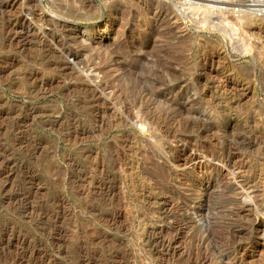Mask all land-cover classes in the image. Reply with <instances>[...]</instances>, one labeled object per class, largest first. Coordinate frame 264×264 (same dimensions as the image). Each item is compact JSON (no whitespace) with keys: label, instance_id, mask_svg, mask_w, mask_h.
Returning a JSON list of instances; mask_svg holds the SVG:
<instances>
[{"label":"rangeland","instance_id":"1","mask_svg":"<svg viewBox=\"0 0 264 264\" xmlns=\"http://www.w3.org/2000/svg\"><path fill=\"white\" fill-rule=\"evenodd\" d=\"M0 264H264V0H0Z\"/></svg>","mask_w":264,"mask_h":264},{"label":"bare ground","instance_id":"2","mask_svg":"<svg viewBox=\"0 0 264 264\" xmlns=\"http://www.w3.org/2000/svg\"><path fill=\"white\" fill-rule=\"evenodd\" d=\"M76 3H78V4H80L81 5V8L82 7H84V0H74ZM133 46V45H132ZM133 48V47H132ZM136 48V47H135ZM137 49V48H136ZM184 49V48H183ZM131 50V49H130ZM129 53V52H128ZM150 54V53H149ZM126 55V54H125ZM148 55V54H147ZM150 56V55H149ZM109 59H110V57H109ZM136 62H138V61H136ZM140 62V61H139ZM135 63V62H134ZM136 64V63H135ZM140 64H141V62H140ZM136 65H138V64H136ZM142 65V64H141ZM142 68V67H141ZM141 68H139V69H141ZM125 69H127V71H128V76H127V82H131L132 83V88L135 90V93L137 94V95H139V94H144L145 92H144V90L143 89H141L140 88V83H141V80H140V76H139V78H137L136 77V70H137V67L136 66H126V68ZM143 71V70H142ZM147 71V70H146ZM139 72V71H138ZM145 72V71H144ZM171 72H172V70H171ZM171 72H169V73H171ZM142 73L143 72H140L139 74L140 75H142ZM148 73V72H147ZM168 73V72H167ZM174 73V72H173ZM146 74V73H145ZM172 74V73H171ZM144 75V74H143ZM145 76V75H144ZM175 76V75H174ZM147 77V76H146ZM158 79V78H157ZM143 80H144V78H143ZM159 80V79H158ZM146 80H144V82H145ZM126 82V81H125ZM126 82V83H127ZM147 82V81H146ZM146 82H145V85H146ZM126 83H125V86L124 87H126L127 88V86H126ZM153 83V82H152ZM150 84V83H149ZM123 85H124V83H123ZM127 85H128V83H127ZM130 85V84H129ZM141 85H142V83H141ZM151 86V85H150ZM126 88H124V89H126ZM131 88V87H130ZM151 87H149V90L151 91V89H150ZM177 88V87H176ZM175 88V89H176ZM146 89V88H145ZM152 89L154 90V88L152 87ZM156 89H158V88H156L155 87V90ZM147 90H148V88H147ZM152 90V91H153ZM126 91V90H125ZM131 91V90H130ZM129 91V92H130ZM152 91H151V93H152ZM173 91V90H172ZM127 92V91H126ZM154 92V91H153ZM160 92H158V94H159ZM129 94V96H130V93H128ZM145 95V94H144ZM149 95V94H148ZM153 96H154V93L152 94ZM136 96V95H135ZM131 97V96H130ZM133 97V96H132ZM137 97V96H136ZM136 97H134V98H136ZM142 97V96H141ZM140 97V98H141ZM148 97H150V96H148ZM147 97V98H148ZM139 98V99H140ZM146 98V97H145ZM146 98V99H147ZM154 98V97H153ZM152 98V99H153ZM137 99V98H136ZM145 99V100H146ZM138 101V100H137ZM140 101H141V99H140ZM152 101V100H151ZM156 101H157V98H156ZM169 102V101H168ZM171 102V101H170ZM150 103V102H149ZM175 103V102H174ZM170 104V103H169ZM152 105V104H151ZM155 105V104H154ZM160 105V104H159ZM164 106V105H163ZM177 107V106H176ZM174 109V108H173ZM177 109V108H176ZM142 115V114H141ZM144 115V114H143ZM137 116H139V115H137ZM144 122H146L145 120H144ZM149 122V121H148ZM148 122L146 123V125H145V123H143V120H142V122H141V125H140V128H145V126H147L148 125ZM152 125V124H151ZM150 126V125H149ZM154 127V126H153ZM150 128V127H149Z\"/></svg>","mask_w":264,"mask_h":264}]
</instances>
